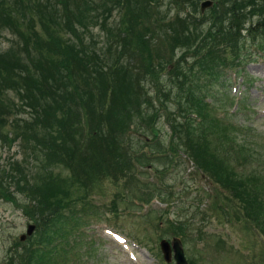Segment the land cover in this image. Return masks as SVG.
Here are the masks:
<instances>
[{"label": "rangeland", "instance_id": "obj_1", "mask_svg": "<svg viewBox=\"0 0 264 264\" xmlns=\"http://www.w3.org/2000/svg\"><path fill=\"white\" fill-rule=\"evenodd\" d=\"M212 1L213 5L220 2L214 10L220 12L224 0ZM192 8L186 0H157L149 16L142 14L136 18L134 34L113 40L112 60L118 57V62H130V68L143 70L141 61L146 64L150 59L154 76L142 74L140 80L127 76V90L131 93L142 88L144 95L138 96L145 98L142 107L148 116L154 114L153 107L159 109L160 103L163 108L150 118L148 128L135 125L144 113L132 116L123 129L118 127L115 131L108 126V133L118 141L103 148L107 154L105 162L93 168L84 194L62 210L58 222L38 236L37 222L25 212V207L37 209L35 202L16 190L12 181L4 183L7 194L0 196V264H20L23 255L13 257L16 246L19 244L17 249L21 251V245L32 240H36L38 248L47 244L45 249L52 250L49 259L45 257L47 264H178L175 247L182 252L186 264H264V231L260 230L264 224L255 227L254 220L246 217L243 203L239 205L237 199L226 198L232 195L231 189L223 188L210 170H202L183 152L184 136L181 139L171 131L168 123L173 115H179L174 111L178 109L177 102L186 109L191 106L186 113L196 112L204 121L196 132L205 133L204 137L211 140L208 153L214 157V169L223 177H232V183L239 187L246 184L249 193L264 207V31L246 30L241 37L222 32L216 35L212 29L222 25V20L220 24L216 22L209 10L200 22H190L189 28L197 38L193 50L185 56L183 50L172 46L169 25L181 29L177 13L182 18L198 20L200 17L186 15L194 13ZM118 11L116 7L111 12L106 27L118 24L122 17ZM60 28L54 24V30ZM100 28H92L98 50L110 41ZM32 29L42 31L38 19ZM63 32L66 31L60 29L57 33ZM2 34L0 52H7L15 37L9 30ZM68 35L63 33V38ZM89 39L86 36V41ZM163 60L167 67L160 66ZM107 77L113 80L112 73ZM5 88L3 81V100L17 106V95ZM188 93L194 99L186 102ZM149 97L152 107L147 103ZM102 107L104 111L106 104ZM78 108L86 126L88 121L94 126L107 124L106 117L91 114L84 103ZM189 116L199 121L193 113ZM13 119H18L21 126L28 113L20 109L8 116V120ZM14 125L9 123L1 129L11 131L8 138L15 141L3 145L0 138V166L6 169L9 163L22 159L30 183L41 185L49 172L56 177V183L73 194H81L70 183V170L62 163L52 164L47 170L36 160L30 163L34 155L42 160V153L38 149L25 150L21 139L15 138L19 127ZM88 131L85 127L80 134L86 136ZM78 142H64L65 150H72ZM82 150L83 145L79 152ZM138 153L150 155L152 162L142 160L137 164L134 156ZM133 164L135 171L131 175ZM45 171L44 176L34 178ZM261 206L255 203L254 211L264 219V211L258 212ZM168 221L177 223L179 231ZM29 226L33 229L27 234ZM162 241L168 243V259Z\"/></svg>", "mask_w": 264, "mask_h": 264}, {"label": "trees", "instance_id": "obj_2", "mask_svg": "<svg viewBox=\"0 0 264 264\" xmlns=\"http://www.w3.org/2000/svg\"><path fill=\"white\" fill-rule=\"evenodd\" d=\"M156 1L0 0V38L3 36L2 31L5 30H9L15 37L6 49L7 52H0V83L4 81L5 90L13 91L19 99L17 106L14 103L6 104L0 94L1 142L5 145L6 142L10 144L15 141L14 138H8L11 131L1 130L6 124L14 123V127H19L15 138L16 140L21 139L22 147L25 150L32 149V152L38 149L42 153V160L34 155L30 163L36 160V164L39 163L45 169L52 164L62 163L70 170V183L73 184L74 189L82 192L73 194L70 189L56 183V177L49 172L41 185L30 183L26 176L27 171L22 168V159L9 163L6 169L0 166V196L7 194L4 183L12 181L16 190L25 194L29 201L35 202L37 209L25 207V212L37 222L38 236H42L44 230H48L54 222H58L62 210L84 194V190L88 187L86 181L92 176L91 172L105 162L107 154L103 148L107 145L112 146L118 141L115 136L108 133V126L110 125L115 131L119 128L123 129L131 122L128 121L132 119V116L144 113L142 104L145 98L139 99L138 96L144 95L142 88L139 87L130 93V90H127L129 87L127 76L130 75L132 80L134 78L140 80L142 74L152 78L155 73L152 62L149 58L146 64L141 61L142 70L134 66L130 68V62L125 64L118 62V57L112 60V42L117 38L121 39L123 36L134 34L133 24L136 18L142 14L149 16L152 13L150 8ZM186 1L193 6L194 11L193 14L188 12L189 14L186 15L200 18L190 20V17L182 18L177 13L176 18L182 21V30L177 29L172 23L169 25L172 46L183 50L182 55L193 50L192 44L197 38L189 28L190 22H200L209 10L213 11L216 22L220 24L222 20V25L214 26L212 29H215V34L222 32L229 36L241 37L242 32L246 30L251 33L258 30L264 31V0H224L220 12L214 11L218 8L220 3L218 2L215 5L212 3L210 9L206 11L204 9L205 13L200 9V3L203 0ZM223 3H226V6ZM116 7L119 8L118 13L122 14V17L116 26L114 24L112 27H106L108 16ZM196 12L200 15H196ZM253 17L257 18L254 22ZM36 19L39 21L41 32L32 29ZM248 21L250 23L247 25ZM122 23L126 26H121ZM224 23L227 25H223ZM54 24L61 26L60 29L66 31L63 33L70 35L63 38V33L62 35L57 33L60 29L54 30ZM96 26L105 30L110 40L101 45L99 50L94 46L96 42L93 39L92 28ZM72 32H76V35ZM85 35L90 38V41H86ZM210 35L211 33L208 36ZM124 46L127 45L123 44ZM166 65L168 64L163 60L160 66L164 68L167 67ZM214 67L209 66L210 69ZM109 73L113 74V80L108 79ZM193 99V96L188 93L185 101L189 102ZM82 103L89 108L91 114L97 113L99 117H106L105 127L94 126L95 124L93 125L91 121H88L86 126L85 117L80 114L78 108ZM147 103L153 106L151 97L147 99ZM104 104H106V109L103 111ZM162 108V103L159 109L153 107L154 114L148 116L144 113L141 120H135V125L138 123V126L150 127L148 121ZM177 108L174 111L179 115H173L168 123L171 131H174L181 139L182 135L184 136L181 143L184 148L183 152L190 155L189 157L202 170L206 172L210 170V175L223 188L229 187L233 196L226 198L237 199L240 202L239 205L243 203L242 208L246 211V217L254 220L255 227H262L264 219L254 211L255 203L260 206L262 203L257 202L255 197L249 193L246 184L242 187L237 186L232 183V177L221 176L220 171L212 166L213 156L208 153L211 140L204 137L205 133L199 135L196 132V127H201L204 121L196 112L186 113V110L192 108L191 106L186 109L177 102ZM20 109L28 113V119H24L21 126H19L18 119L8 120L10 114H17ZM191 113L198 116L199 121L190 117ZM85 127L89 128V131L86 136H83L80 131L85 130ZM38 130L41 132H37ZM195 134L198 136L195 137ZM76 139L80 142L72 150L69 147L65 150L64 142ZM120 144L125 146L124 143ZM81 145H83V150L79 152ZM128 148L133 150L129 145ZM149 156L145 153H138L134 158L137 164H141L142 160L152 162ZM165 157L168 156L165 155ZM133 167L134 164L131 165V175L135 171ZM46 172L38 173L34 178L44 176ZM263 211V206L258 208L260 214ZM168 223L173 224L170 226L177 232L179 231L177 223L170 221ZM260 230L264 231V228ZM35 243L36 240L28 241L26 245H21V251L17 249L19 246L17 244L13 257L16 258L21 253L25 259L24 262L21 261L23 258L19 260L20 264H47L44 262L45 257L49 259L52 250L45 249L47 244L44 246L41 244L42 248H38ZM10 264H14V261Z\"/></svg>", "mask_w": 264, "mask_h": 264}, {"label": "water", "instance_id": "obj_3", "mask_svg": "<svg viewBox=\"0 0 264 264\" xmlns=\"http://www.w3.org/2000/svg\"><path fill=\"white\" fill-rule=\"evenodd\" d=\"M212 1L211 0H203L200 3V9L203 12L204 9L208 8L209 6L212 5ZM32 226H29L27 229V234H30L32 231ZM23 238V237H22ZM162 245V250L165 252V258L168 259V252H169V248H168V243L166 241H162L161 243ZM175 259L178 261V264H186L185 260L182 257V252L178 249V247H175V255H174Z\"/></svg>", "mask_w": 264, "mask_h": 264}]
</instances>
